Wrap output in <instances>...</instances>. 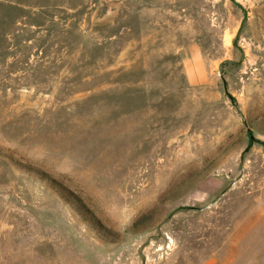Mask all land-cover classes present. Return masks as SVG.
<instances>
[{
  "label": "rangeland",
  "instance_id": "obj_1",
  "mask_svg": "<svg viewBox=\"0 0 264 264\" xmlns=\"http://www.w3.org/2000/svg\"><path fill=\"white\" fill-rule=\"evenodd\" d=\"M0 264H264V0H0Z\"/></svg>",
  "mask_w": 264,
  "mask_h": 264
},
{
  "label": "crops",
  "instance_id": "obj_2",
  "mask_svg": "<svg viewBox=\"0 0 264 264\" xmlns=\"http://www.w3.org/2000/svg\"><path fill=\"white\" fill-rule=\"evenodd\" d=\"M185 74L191 85H202L208 82L207 70L196 51L191 53V57L185 64Z\"/></svg>",
  "mask_w": 264,
  "mask_h": 264
},
{
  "label": "trees",
  "instance_id": "obj_3",
  "mask_svg": "<svg viewBox=\"0 0 264 264\" xmlns=\"http://www.w3.org/2000/svg\"><path fill=\"white\" fill-rule=\"evenodd\" d=\"M249 135H250V137H251V134H249ZM250 137H249V138H250ZM252 141H253L252 138H250V142H249V146H248V148L251 146Z\"/></svg>",
  "mask_w": 264,
  "mask_h": 264
},
{
  "label": "water",
  "instance_id": "obj_4",
  "mask_svg": "<svg viewBox=\"0 0 264 264\" xmlns=\"http://www.w3.org/2000/svg\"><path fill=\"white\" fill-rule=\"evenodd\" d=\"M249 134H250V132H249ZM251 138V137H250ZM248 150V148L246 149V151Z\"/></svg>",
  "mask_w": 264,
  "mask_h": 264
}]
</instances>
